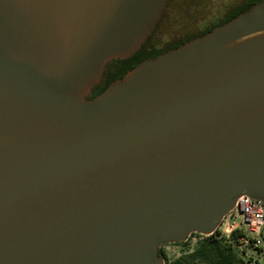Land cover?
I'll use <instances>...</instances> for the list:
<instances>
[{"label": "water", "instance_id": "95a60500", "mask_svg": "<svg viewBox=\"0 0 264 264\" xmlns=\"http://www.w3.org/2000/svg\"><path fill=\"white\" fill-rule=\"evenodd\" d=\"M169 0H0V264H166L264 201V0L103 85Z\"/></svg>", "mask_w": 264, "mask_h": 264}, {"label": "trees", "instance_id": "16d2710c", "mask_svg": "<svg viewBox=\"0 0 264 264\" xmlns=\"http://www.w3.org/2000/svg\"><path fill=\"white\" fill-rule=\"evenodd\" d=\"M261 1L262 0H242L237 6L228 10V12L224 14L223 17L219 18V20L207 25L200 31L180 39L177 38L162 47H156L153 45V40L163 23L170 18L169 9H171L175 3V0H169L162 18L147 41L143 44V47L131 58L113 61L108 64L103 76V85L95 92L93 97L104 92L111 83L123 78L128 71L132 70L142 61L149 58H155L191 39L207 34L214 27L228 22L241 13L251 9L252 6ZM245 235L246 231L244 229L235 230L229 236L222 234L220 230H218L213 235L203 237V239L199 240L192 250H183L178 257L172 260H168L163 248L160 249V255L165 258L167 264H245L244 259L241 256L242 253H245V246L241 241ZM173 245L185 246L187 244L185 242H179ZM240 248L243 249L242 252L240 251Z\"/></svg>", "mask_w": 264, "mask_h": 264}, {"label": "rangeland", "instance_id": "374dc122", "mask_svg": "<svg viewBox=\"0 0 264 264\" xmlns=\"http://www.w3.org/2000/svg\"><path fill=\"white\" fill-rule=\"evenodd\" d=\"M240 2L241 0H175L174 6L169 9L170 18L163 23L153 45L162 47L177 38L196 33L219 20ZM162 248L168 260L178 257L183 250H192L188 245L170 244ZM240 249L242 252L243 249ZM241 256L245 264H264V245L259 250L245 247V253Z\"/></svg>", "mask_w": 264, "mask_h": 264}, {"label": "built area", "instance_id": "2783aa9c", "mask_svg": "<svg viewBox=\"0 0 264 264\" xmlns=\"http://www.w3.org/2000/svg\"><path fill=\"white\" fill-rule=\"evenodd\" d=\"M238 229L246 231V235L241 239L245 247L260 249L264 245V201L245 195L238 198L234 210L224 218L219 230L229 236ZM203 237L207 236L195 233L189 236L185 243L193 249Z\"/></svg>", "mask_w": 264, "mask_h": 264}, {"label": "flooded vegetation", "instance_id": "af4514ba", "mask_svg": "<svg viewBox=\"0 0 264 264\" xmlns=\"http://www.w3.org/2000/svg\"><path fill=\"white\" fill-rule=\"evenodd\" d=\"M242 1V0H241Z\"/></svg>", "mask_w": 264, "mask_h": 264}]
</instances>
